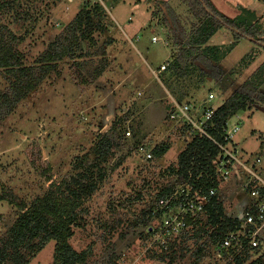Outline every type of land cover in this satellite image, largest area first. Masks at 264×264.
Returning a JSON list of instances; mask_svg holds the SVG:
<instances>
[{"label":"rangeland","instance_id":"rangeland-1","mask_svg":"<svg viewBox=\"0 0 264 264\" xmlns=\"http://www.w3.org/2000/svg\"><path fill=\"white\" fill-rule=\"evenodd\" d=\"M3 1L7 4L0 10L1 31L27 66L36 65L40 55L66 35L75 33L77 42L72 55L55 63L0 123V197L4 198L0 199V244L21 212L17 204L29 206L43 197L50 189L48 178L56 184L65 179L76 182L75 189L77 183L95 184L92 193L79 199L80 211L69 239L78 252L90 249L85 264H196L192 240L175 238L168 242L170 248L161 247L150 232L160 222L146 221L156 195L180 183L178 174L165 171L177 167L179 153L191 140L180 118L171 117V102L161 85L177 101L191 105L212 95L217 108L264 62V47L240 39L222 56L235 42L232 33L222 28L207 43L221 53L208 65L218 77H211V72L202 75L200 67L206 70L205 64L197 60L200 67L194 64L184 78L176 79L170 65L189 33L201 24L181 0H0V5ZM210 1L228 18L244 16L241 7L254 11L256 28L264 33V0ZM166 19L174 29L168 28ZM163 64L166 69L159 71ZM90 67L104 71L96 80L85 81ZM151 70L157 71V78ZM8 77L0 69L1 90L8 86ZM174 80L178 82L173 84ZM146 82L158 87L162 101H148ZM259 92L261 96L227 124L238 125L233 142L248 162L261 160L258 172L264 178V146H259L264 140V84ZM127 131L131 136H126ZM104 133L119 144L108 162L95 152ZM142 143L151 148L168 143L170 148L162 157L146 161L136 150ZM219 199L225 215L233 218L248 203L235 178L222 185ZM54 246L50 241L41 248L22 249L20 255L29 264H52ZM216 253L210 248L199 264L233 263L225 256L218 261ZM8 254L1 264H13L11 251ZM262 254L264 228L247 263Z\"/></svg>","mask_w":264,"mask_h":264},{"label":"trees","instance_id":"trees-1","mask_svg":"<svg viewBox=\"0 0 264 264\" xmlns=\"http://www.w3.org/2000/svg\"><path fill=\"white\" fill-rule=\"evenodd\" d=\"M181 2L188 6L190 14L201 24L189 33L186 42L183 44L184 46L170 65V69L177 79L184 78L188 74V70L195 66L194 64L199 66L196 63L197 60L202 61L201 64H205L206 70L199 66L202 75L207 76L211 72V77L212 75L215 78L218 77L216 69L210 71L208 65L213 60L218 59L221 53L218 55V50L215 47H209L207 43L222 28L230 31L235 39V42L222 56H225L240 39H248L264 47V33L259 32L256 28L258 21L255 18L254 11L241 7L244 16L240 14L235 18H228L217 10L210 0H181ZM6 4V1H3L0 10ZM169 15L174 24L176 19L173 13L169 11ZM166 22L170 30L174 29L175 26L172 27L167 19ZM254 32L256 33L254 34ZM180 36L181 38L185 37L183 31ZM76 42L77 36L75 33L66 35V39L61 43L54 42L51 44L49 49L40 55L36 65L27 66L23 56L7 42L6 35L0 27V69L9 74L8 86L5 89H0V123L36 88L44 76L51 72L55 63L72 55V47ZM202 46L204 47L202 48ZM100 52L101 55H104L103 48H100ZM242 62H244V58ZM207 69H209L208 72H206ZM103 71L102 68L93 70L90 67L85 74V81L87 79L90 81L96 80L102 75ZM263 84L264 62L253 72L249 79L244 81L217 107L213 116L214 128L210 133L216 134L229 119L244 111L254 102L257 96H261L259 95L261 94L259 89ZM118 146V142L112 135L104 133L99 136L95 152L102 162H108L113 159ZM169 148L168 143H161L153 147V159L165 155ZM216 154V147L209 139L200 135H192L189 143L178 155L177 167L167 168L165 172L170 175L176 173L179 177H185L188 171H191L194 176L200 173L206 174L210 170L208 165H210ZM255 169L258 172V166ZM259 175L262 177L261 173ZM51 179L48 178L47 180L51 182V185L43 197L35 199L29 206L17 204L21 212L8 229L7 237L0 244V264L4 258L9 256V251H11L10 258L13 264H29V261L20 255V251L22 249L30 250L32 247L41 248L50 241L55 242L52 264H85L87 262L90 249L78 252L70 246L69 239L73 235L71 227L78 219L80 210L77 211V208L81 205L79 199L82 195L88 196L92 193L95 184L82 185L77 183L79 189H75L76 182L62 179L56 184L55 180ZM170 189V187L163 188L156 195V199L169 195ZM239 190L246 195V192L240 188ZM141 197L140 194L136 196L137 199H141ZM9 202L14 203L12 199H9ZM206 209L207 220L198 221L197 227L195 226L192 233L183 239L185 242L192 240L194 245L192 256H194L196 264L204 260L207 257L208 250L221 242L227 233L236 231L240 227L238 217L233 218L225 215L219 197H213ZM146 221H150L148 215ZM243 245L244 248L234 255L233 263L227 262L226 264H264V254L247 263L250 252L257 247L249 249L246 246V241H243ZM178 249L176 248L177 251ZM184 249L187 250L186 245H184ZM176 250L173 253H176ZM230 252L233 251L230 250ZM255 254L259 255V252L256 251Z\"/></svg>","mask_w":264,"mask_h":264},{"label":"built area","instance_id":"built-area-1","mask_svg":"<svg viewBox=\"0 0 264 264\" xmlns=\"http://www.w3.org/2000/svg\"><path fill=\"white\" fill-rule=\"evenodd\" d=\"M164 69L165 64L159 67V71ZM212 100L213 96L209 95L208 101L191 105L172 99L171 117L180 118L185 124V131L191 136L200 135L209 139L215 145L217 154L208 165L210 170L206 174L194 176L188 171L185 177L178 176L180 183L170 187L169 195L156 199V205L151 208L148 217L152 222H160L158 227L150 229L151 234L154 232L161 247L170 248L168 242L170 244L175 238L184 239L197 227L198 221L207 220L206 207L209 202L213 197H219L223 184L237 179L249 203L238 215V219L242 220L238 230L227 233L214 247L217 252L214 256L218 261H222V256H225V261H233L234 255L244 248L243 241H246L249 249L260 244L264 228V179L255 169L259 160L249 163L233 142L239 131L238 125L229 127L226 123L216 134L210 133L214 128L213 116L217 109ZM126 136H131V132L127 131ZM152 149L143 143L136 147L138 154L146 161L152 159Z\"/></svg>","mask_w":264,"mask_h":264},{"label":"crops","instance_id":"crops-1","mask_svg":"<svg viewBox=\"0 0 264 264\" xmlns=\"http://www.w3.org/2000/svg\"><path fill=\"white\" fill-rule=\"evenodd\" d=\"M163 72V71H162ZM170 72H172L171 70H170ZM151 73L155 76V78H157L158 77V75H157V71H154V70H151ZM159 74V73H158ZM170 78H171V80H173L174 78H173V75H170L169 74V80H170ZM177 79V78H176ZM178 81L177 80H174L173 81V84H175V83H177ZM169 83H170V81H169ZM145 84V83H144ZM146 84H147V87H148V91H147V93L146 94H148L149 96H148V101H162L163 99H164V96H162V95H159L160 93H159V91L157 90V88L158 87H155V86H153L152 85V83L150 82H146ZM162 87H163V89L165 90V92L167 93V97L169 96V101L171 102L172 101V99L173 100H175V101H177L175 98H173L172 97V93H171V90L169 89H167L163 84L161 85ZM138 95H140V92L138 93ZM165 95V94H164ZM166 96V95H165ZM167 97H166V99H167ZM172 98V99H171ZM171 99V100H170ZM154 105V104H153ZM157 106V104H155V106L154 107H156ZM170 108H172V102H171V105H170ZM152 110H153V106H152ZM156 110H160L159 109V106H157V108H156ZM161 112L162 111H160L159 112V115L161 114ZM259 146L260 147H263L264 146V142H262L261 140H259ZM243 150H244V148H243ZM244 152H245V154H247V155H249V153L246 151V150H244ZM258 157H260V156H258ZM259 160V161H261L259 158H256L255 160ZM247 160V159H246ZM248 161V160H247ZM253 163L255 162V161H252ZM252 162H249V163H252ZM264 164V163H263ZM257 166H258V164H257ZM256 166V167H257ZM262 166V165H261ZM258 168H259V166H258ZM243 196H244V199L245 200H247L248 199V197L246 198V195L245 194H242Z\"/></svg>","mask_w":264,"mask_h":264}]
</instances>
